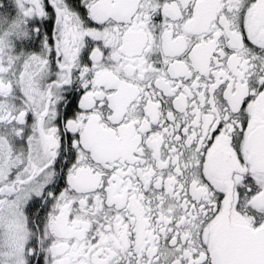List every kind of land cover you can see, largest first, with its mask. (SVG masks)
Wrapping results in <instances>:
<instances>
[{
    "label": "snow or ice",
    "instance_id": "obj_1",
    "mask_svg": "<svg viewBox=\"0 0 264 264\" xmlns=\"http://www.w3.org/2000/svg\"><path fill=\"white\" fill-rule=\"evenodd\" d=\"M0 264H264V0H0Z\"/></svg>",
    "mask_w": 264,
    "mask_h": 264
}]
</instances>
